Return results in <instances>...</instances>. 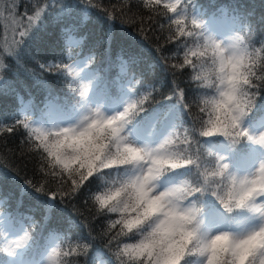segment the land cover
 Segmentation results:
<instances>
[{"label":"snow or ice","instance_id":"obj_1","mask_svg":"<svg viewBox=\"0 0 264 264\" xmlns=\"http://www.w3.org/2000/svg\"><path fill=\"white\" fill-rule=\"evenodd\" d=\"M153 3L159 5L161 0H148L149 6ZM71 9V5L66 6ZM164 7L174 13L177 12V5L166 3ZM40 11H37L35 17L27 16L28 25L24 30L19 32L21 40L17 44L24 42V37L28 36L29 26L32 21L39 18ZM87 13H85V19ZM185 17L175 21L178 26L184 24ZM58 20L64 23L61 28L60 42L62 51H68V58L72 59L71 49L79 47L82 43L74 35L84 26V20L79 13L73 14L66 11L63 16L58 14ZM13 23H17L13 19ZM129 22H133L131 19ZM192 24L197 28H202L195 19ZM179 35H185L183 27H178ZM192 36V32L186 33ZM201 39L205 40L204 50H189L191 57L201 59L205 56L206 51L211 47L213 54H218L221 63V72L219 77V87L215 90L214 95H204L201 98L193 97V103L199 108V115L194 117L199 120V136L202 138L225 137L231 145L240 144L241 141L248 142L264 147V102H258L257 96L259 90L264 89V56L258 52H249L247 48L241 47L244 44L242 36L232 42V46L238 49L242 54L233 60L223 56V48L210 36L201 33ZM113 41V32L111 26L103 32L102 38L97 44L107 46L106 51L110 52V46ZM259 52H264L260 49ZM189 53L185 54L184 63L191 66L195 72L192 76L194 81L200 82L198 87L204 90H211L202 81L206 79L207 72L201 63L197 64L189 58ZM14 50H8V55H16ZM135 62V57H130ZM231 67L232 71L227 69ZM6 67L4 59L0 57V70ZM41 68L45 65L41 64ZM50 67L60 68L59 64H52ZM177 67L182 68L183 65ZM63 68L69 72L72 71V65H63ZM247 69V71H245ZM83 71V67H81ZM259 73V74H258ZM95 73L86 72L84 79L93 80ZM259 81V83H256ZM37 83L47 91L48 95L53 94V90L48 83L43 80H37ZM103 81L94 84L92 95H87L88 86L82 85L84 89L79 93L82 99L66 101L63 104L46 105L48 123L53 128H33L25 120L18 121L25 129L29 130L35 150L41 155L43 165L39 171L42 174V182L34 184L37 191L44 192L45 185L49 190L54 192L51 200L43 201V207L46 209L44 220L49 217L50 213L56 206L57 195L62 200L65 196L76 197L83 195V188L90 177L100 179L102 175H111L104 173V169H114L118 179L113 180L111 186L97 185L98 194H92L91 199L99 205L101 211L106 210L108 213H119L120 219L111 223V228L121 225L120 232L127 235L128 233L139 234L141 239L135 244H124L122 254L127 255L130 259H141L147 264H183L187 255V246L181 241L187 238L188 230L186 224L190 222L184 214L170 212L165 221L159 226L152 227L149 221L155 215L163 211V205L160 195H153L148 189V184L155 178L160 177V181L167 183L171 178L169 173L175 172L176 169L186 168L188 165L195 164V161L183 155L179 151L172 150L175 144L173 137L176 135L175 129L183 127L185 120L184 109L187 104L179 103L178 99L161 105L160 108H154L152 111L144 109L143 104L148 100V96L136 99L138 93L128 90L116 92L111 87L102 86ZM256 89V91H254ZM184 93L180 92L179 97ZM127 104V107H124ZM123 108V111L120 109ZM101 109L109 113L105 115ZM23 107L21 111H25ZM259 115H252V113ZM143 113V115H141ZM203 115L207 116L204 120ZM247 122H251L259 128L258 132H253L252 127ZM68 126H61V125ZM12 127L5 128L3 131L10 132ZM195 125L192 131H195ZM187 131L185 130V140L187 143ZM258 137V138H257ZM162 141V142H161ZM212 140H205L204 143L210 144ZM200 141H197L199 144ZM264 160L258 164V173H254L252 178L245 177L243 183L237 186V178L232 177V184L235 189L234 195L230 199L238 201L237 207H250L256 212L264 210ZM129 174L135 175L138 179L132 185L134 196L131 202L122 203L123 193L126 189L116 187L118 181L123 180ZM163 174V175H162ZM213 176L225 178L231 175V167L226 158L219 155L215 161V171ZM65 176L67 179H65ZM59 181L57 184L56 181ZM70 181V183H69ZM222 182V180H221ZM32 184L31 181H29ZM95 183V181H91ZM55 184L53 189L51 185ZM67 185V187H65ZM168 188V187H167ZM166 189V188H165ZM206 189L199 185L190 188V199H195L198 194L205 192ZM27 189L20 192L18 205L22 204L23 196ZM227 207V205H225ZM125 230H127L125 232ZM55 231V230H53ZM264 231V229H262ZM0 232L7 234L2 250L13 259L5 260L3 264H45L44 255L51 247L52 256L49 264H58L56 257L60 255L59 249L48 244L39 245L37 253L39 258H32V253L37 250L39 242L33 240L31 244L14 240L13 238L24 233L23 240L30 239L27 231L24 229L19 216L4 217L0 222ZM185 235H181V234ZM40 235V234H38ZM107 235V233H105ZM259 232L250 235L244 239L236 240L227 234L217 237V242L213 247L216 249L209 257L210 264L219 262L224 264L225 257L233 244L236 247H242L245 244L251 245ZM179 237V239H177ZM115 236H109V242L115 239ZM12 240L11 243L7 242ZM88 245H83L81 255H88ZM240 257L241 264H245L248 255ZM69 253L65 252L67 256ZM206 255L207 251H202ZM87 264V261L85 262ZM104 264H112L111 258ZM231 264V261H229Z\"/></svg>","mask_w":264,"mask_h":264},{"label":"trees","instance_id":"obj_2","mask_svg":"<svg viewBox=\"0 0 264 264\" xmlns=\"http://www.w3.org/2000/svg\"><path fill=\"white\" fill-rule=\"evenodd\" d=\"M71 1L79 2L84 6L86 2L90 15H92V22L101 21L98 25L100 35L105 25L106 28L112 26L113 41L131 31L135 41L145 46L156 57V62L153 59L148 61H151V64H156L157 69L139 67L137 63H134L136 72L140 73L139 76H143L144 82L148 86L147 89L150 92L148 100L154 102L160 100L166 93L179 95L180 92H183L182 101L188 105L185 108L189 119L192 124L195 122L200 125L199 120L194 121V117L202 114L193 103V97L199 99L206 94L209 95L210 90L202 91L198 87L200 82L192 79V76L195 75L193 68L184 63L185 54L189 53L190 49L194 50L193 45L201 51L204 50V44L197 38L195 30L187 28L184 30L185 35H179L177 29H174L168 22V11L161 7L165 9V13H157L155 10L158 5L155 4V6L153 3L149 6L147 0ZM240 1L245 6L249 5L257 10L258 14L252 24L254 30H251L250 33L256 37L253 47L258 51L264 49V0ZM53 2L61 4V0H0V57L4 59L6 65L3 70H0V175L8 173L14 180L20 178V183L26 187L29 194L26 205L32 209L31 214L34 221L29 227L33 240L37 239L41 230L40 225L46 215V209L43 207V202H33L30 195H36L32 192H38L42 194L41 196H49L52 199L54 192L49 190L48 185H45L44 192L37 191L33 186L42 182L43 178L39 169L43 165V161L41 155L35 150L32 139L29 138L30 133L28 134V131L26 132L21 125L7 121L11 118L13 111L6 102L4 94L7 97L10 96L9 98L14 101L16 90L20 92L21 88L26 90L28 87L43 89L37 80L46 81L53 91L56 86L68 89L66 87L67 80L62 75V71L50 67L53 61L50 58L56 51L57 39L53 23L56 21L58 13L62 12V9ZM37 11H40L41 15L34 19L29 26L30 34L24 37L23 43L17 44L21 40L19 32L24 30L25 25H28L26 17H35ZM96 13L100 16H97ZM13 19L17 23H13ZM130 19L133 22L130 23ZM187 32H192L193 35L188 36ZM136 47L138 46L133 45L132 50H135ZM8 50H14L17 54L9 56ZM259 55L264 56V52H260ZM158 57L164 61L163 69L159 64ZM189 58L197 64L201 62V59L209 61L208 53L201 59L191 57L189 53ZM41 64H44L45 67L41 68ZM178 65H183V67L179 68ZM263 90H259V95L263 94ZM203 118L205 120L204 115ZM8 127H12L13 130L3 131ZM192 129L187 131L188 142L181 144V148L185 154L192 156L198 162L206 161L201 147L197 144L199 130L196 128L195 131H192ZM65 179H67L66 176ZM91 181H95V183H91ZM56 183L58 184L59 181L57 180ZM106 184L109 183L102 184L94 175L85 182L82 196H65L61 200L57 195L55 208L47 213L48 217L68 215L73 216L76 220H70V228L64 230L68 235L65 252L69 254L63 255V264H85L93 246L106 247L119 256H127L122 254L124 244H134V237L130 233L116 235L120 232L121 225L111 228L112 221L120 219V214L108 213L106 210L101 211L99 205L91 199L92 194H98V191L102 190L98 189L97 185L106 186ZM51 187L54 189L55 184ZM109 236L116 238L109 242ZM85 244L88 245L87 256L80 254Z\"/></svg>","mask_w":264,"mask_h":264},{"label":"clouds","instance_id":"obj_3","mask_svg":"<svg viewBox=\"0 0 264 264\" xmlns=\"http://www.w3.org/2000/svg\"><path fill=\"white\" fill-rule=\"evenodd\" d=\"M219 43L222 45L224 50L223 56L225 58H232L235 60L241 56L242 53L233 47L232 43L229 45H225L221 41ZM241 47L246 48L244 44ZM209 61L201 59L200 63L207 72V77L202 82L207 87H210L215 91L219 87V77L223 74L221 72L219 55L212 53V55L209 57ZM227 70L232 71L230 66ZM245 71H247V69H245ZM254 173H258V169H256ZM253 174L238 176L232 172L231 175L225 176L224 181L217 182L215 187L210 186L207 191L202 192L201 194H210L219 201L224 209L229 212H232L236 209H249L254 211L250 207H237L238 201L236 199H230V196L234 195L235 193V189L232 184V177L235 176L237 178V186H239L241 183H243V179L245 177L251 179ZM137 179L138 178L135 175L129 174L126 178L117 182L116 187L126 189L123 193L121 200L122 203L131 202L134 196V189L132 185ZM159 182L160 177L153 179L148 184V189H150L153 195H160L163 197L161 200L163 211L152 217L149 223L152 227L159 226L161 222L166 220L167 215L170 212H175L178 214L182 213L189 218L190 222L186 224V228L188 230L187 238L181 241L187 246V255L184 258L183 264H186V261L190 257L202 258L203 264H210L209 257L212 255L213 251L216 250L213 245L217 242V237L227 234L229 237L240 240L257 232H259V235L255 238L251 245L245 244L242 247H236V245L233 244L229 249L228 255L225 257L224 264H229V261H231V264H241L240 257L242 254H247L245 251L246 249L251 254L248 255L245 264H264V231H262V229H264V223L244 235H237L230 231H222L216 234L206 232L204 230V220L202 219L203 207L196 199L189 198L190 188L183 184H176L164 189L163 191H159ZM220 183H223V187H220ZM225 205H227V207ZM256 213H259L262 217H264V210ZM181 235L185 234L182 233ZM177 239H179V237H177ZM204 250L207 251L206 255L202 254V251ZM213 264H219V262H213Z\"/></svg>","mask_w":264,"mask_h":264},{"label":"rangeland","instance_id":"obj_4","mask_svg":"<svg viewBox=\"0 0 264 264\" xmlns=\"http://www.w3.org/2000/svg\"><path fill=\"white\" fill-rule=\"evenodd\" d=\"M179 2H180V0H161V3L162 4H166V3H172V4H176L177 5V12L176 13H174L173 12V19L174 18H176V20H178V19H181V17H187V13L185 12V9H182V8H180V7H178V4H179ZM154 5H155V3H154ZM157 5V4H156ZM155 5V6H156ZM162 6H156V12L157 13H159V14H163V12L165 13V9H163V8H161ZM166 10H168V9H166ZM170 23V22H169ZM178 27H183V26H177L176 28H174V29H177ZM183 29H184V27H183ZM207 29L209 30V31H211L212 30V28H211V25H208V27H207ZM185 30V29H184ZM209 36L213 39V40H215V41H220V40H217L218 39V37H214V36H212V35H210L209 34ZM229 44H231V42H227V44H225V45H229ZM194 50H198V49H196V48H193ZM80 75V77H82V73H80L79 74ZM87 95H89V90H88V92H87ZM122 109V108H121ZM105 115H108L109 113H104ZM254 133L255 132H258V131H256L255 129H253L252 130ZM258 138V137H257ZM261 160H264V154L262 155V156H260V158H259V162L261 161ZM256 169H253L252 171H253V173H254V171H255ZM245 174H247V169L246 168H244L242 165H241V167L237 170V172H236V175H238V176H244ZM261 202H263V201H261ZM0 221L2 222L3 221V219H4V217H8V213H5V214H2V213H0ZM245 222H247V220H246V218H244V217H240V220H239V223L240 224H243V223H245ZM259 227V226H258ZM255 228H257L256 226L255 227H253L252 229H250L249 231H252L253 229H255ZM248 231V232H249ZM6 236H7V234H5V233H3V239H4V242H5V238H6ZM14 240H17V241H20V242H23V243H25L26 245H27V241H24L23 240V238H21L20 236H17V237H15V238H13ZM4 242H3V244H4ZM7 242H9V243H11L12 242V240H8ZM51 256H52V254L51 253H49V254H45L44 255V261L45 262H47V263H49V261H50V258H51ZM47 259V260H46Z\"/></svg>","mask_w":264,"mask_h":264}]
</instances>
